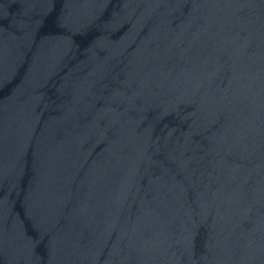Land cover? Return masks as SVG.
<instances>
[{
    "label": "water",
    "instance_id": "water-1",
    "mask_svg": "<svg viewBox=\"0 0 264 264\" xmlns=\"http://www.w3.org/2000/svg\"><path fill=\"white\" fill-rule=\"evenodd\" d=\"M0 264H264V0H0Z\"/></svg>",
    "mask_w": 264,
    "mask_h": 264
}]
</instances>
